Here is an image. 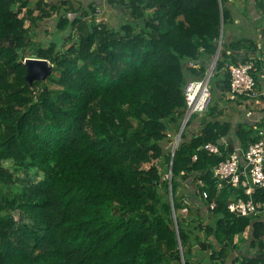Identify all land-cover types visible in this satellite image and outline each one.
Returning a JSON list of instances; mask_svg holds the SVG:
<instances>
[{
  "label": "trees",
  "instance_id": "1",
  "mask_svg": "<svg viewBox=\"0 0 264 264\" xmlns=\"http://www.w3.org/2000/svg\"><path fill=\"white\" fill-rule=\"evenodd\" d=\"M229 1L106 0L123 17L110 27L70 0H0V264H264V216L230 213L248 196L213 176L236 148L229 136L245 149L261 127L222 120L229 66L256 51L225 41ZM52 17L54 37L36 41ZM219 46L223 105L192 116L174 149L184 84ZM27 58L50 74L30 82ZM252 200L264 204V188Z\"/></svg>",
  "mask_w": 264,
  "mask_h": 264
},
{
  "label": "built area",
  "instance_id": "2",
  "mask_svg": "<svg viewBox=\"0 0 264 264\" xmlns=\"http://www.w3.org/2000/svg\"><path fill=\"white\" fill-rule=\"evenodd\" d=\"M255 61L254 58L248 57L243 63L229 66L230 85L226 99L234 105L253 108L264 99V84L259 87L260 83L257 84L256 81L258 70ZM209 72L208 70L202 79H189L184 84L186 109L182 123L185 125L192 116L205 113L211 104ZM260 96L262 100L258 99ZM257 136L259 137L257 141L249 144L245 149L236 147L225 160L213 168V176L216 179L226 180L234 188H242L244 194L248 196L247 200L239 198L228 204V211L237 217L264 216V204L252 200L254 190L264 188V130L259 129ZM203 149L211 154L219 153L218 147L213 143L204 145ZM192 159L195 160L196 156L194 155ZM203 198H207L206 193H203ZM214 207L215 204L211 203L210 209Z\"/></svg>",
  "mask_w": 264,
  "mask_h": 264
},
{
  "label": "crops",
  "instance_id": "3",
  "mask_svg": "<svg viewBox=\"0 0 264 264\" xmlns=\"http://www.w3.org/2000/svg\"><path fill=\"white\" fill-rule=\"evenodd\" d=\"M38 1V0H37ZM60 0H43L45 3H54ZM75 8L80 9L78 12L82 11L92 12L93 9L96 11L107 10L109 13L114 12L115 19L112 17V21L108 23L110 27H116L120 22L122 17V11L118 8H113L108 5L105 1L101 0H70ZM229 10L231 15V22L225 28V41L235 42V41H248L256 47V51H245L240 50L237 53L238 58L240 56L252 57L255 60L264 61V0H234L229 1ZM48 22V21H47ZM45 22L40 23L43 25ZM51 23L54 27L55 19H50L49 24ZM259 76V85L264 84V75L263 71L258 72ZM221 91L223 89V80H217L214 84V90ZM227 95V93H226ZM224 100L227 102L226 97ZM224 102V101H223ZM220 105H223L220 102ZM229 103L225 105L228 107ZM234 105V104H232ZM236 106V105H234ZM230 108V122L232 123V128L238 124H247L254 126L256 124H261L259 129H264V99L256 104L253 108L247 106H238V109ZM192 128L196 131L197 125L194 121ZM263 124V125H262ZM189 134L191 131L189 130ZM229 141L233 142L236 147H240L239 140H237L233 134L229 136ZM227 143V142H225Z\"/></svg>",
  "mask_w": 264,
  "mask_h": 264
},
{
  "label": "rangeland",
  "instance_id": "4",
  "mask_svg": "<svg viewBox=\"0 0 264 264\" xmlns=\"http://www.w3.org/2000/svg\"><path fill=\"white\" fill-rule=\"evenodd\" d=\"M29 1V4H30V7L31 8H33L34 7V5H35V3L37 2V0H28ZM114 14V12L113 13H109L107 10H101L100 12L99 11H96L95 12V14H94V16L92 17V18H94V20H95V18H96V23H100V22H105L107 25H108V23L109 22H111L112 21V17H113V19H115V16L113 15ZM92 15V14H91ZM51 19H54V17H52ZM29 26V22L28 21H26L25 22V27H28ZM33 31H34V33L32 34V36H35V40L36 41H41V42H43V43H45V42H47L48 40H50V39H52L53 37H54V34H55V29L52 27V25H51V23L49 24V21L47 22L46 21V23H44L43 25H41V24H39V26L38 27H34L33 29H32ZM63 35H58L57 36V40L59 41V42H61L62 41V39H63ZM77 41V39H75V41L74 42H76ZM69 44L70 43H68V45H67V47L69 46ZM44 45V44H43ZM67 47H65V49L67 48ZM212 62H213V60L211 61V63H210V65H209V69H210V66H211V64H212ZM50 67V66H49ZM208 69V70H209ZM213 71H214V68H213V70H212V72H211V77H212V74H213ZM210 77V78H211ZM35 79V77H33V80ZM215 79V80H214ZM214 79H213V77L209 80V87H210V89H211V96H212V102L213 103H220L221 101L219 100V98H218V93L215 95V93H213V90H214V84H215V81H217V79H221L220 78V76H214ZM217 89L215 88V90L214 91H216ZM256 102H258V101H256ZM232 104H234V103H229V105L232 107V108H235V109H238L237 107H238V105H236V106H234V105H232ZM227 105V104H226ZM229 105H228V107H224L225 108V111H224V116L222 117V120H227V121H230V108H229ZM222 106V105H221ZM231 115H232V113H231ZM182 122H183V119H182V121L180 122V127H181V125H182ZM180 127H179V129H180ZM178 132H179V130H178ZM178 132L177 133H175L174 134V138L176 139L177 138V135H178ZM11 162L10 161H5L4 162V165L5 166H7L14 174H15V176L16 177H18L20 180H24V179H28V178H30V174H28V173H24L22 170H14L13 169V167L11 166ZM166 177H168L169 178V175H168V173H166L165 172V175L163 176V178H166ZM264 213V212H263ZM205 222H206V220H205ZM244 238H241V239H239L238 241H237V243L238 244H243L244 243ZM248 251H249V249H248ZM252 250H250V252L249 253H251L252 254Z\"/></svg>",
  "mask_w": 264,
  "mask_h": 264
},
{
  "label": "water",
  "instance_id": "5",
  "mask_svg": "<svg viewBox=\"0 0 264 264\" xmlns=\"http://www.w3.org/2000/svg\"><path fill=\"white\" fill-rule=\"evenodd\" d=\"M219 51H220V46L218 47L216 54L214 56L213 62L210 66L209 69V74L211 75V72L215 66V63L217 61L218 55H219ZM25 65L27 67V78L30 82L38 79H44L46 78L49 74H50V67L48 65V62L42 59H36V58H27L25 59ZM209 75V76H210ZM33 77H35V79L33 80ZM185 128V123H182L177 138L175 139V143H174V149L176 147V144L178 142V139L183 131V129ZM170 198H171V192H170Z\"/></svg>",
  "mask_w": 264,
  "mask_h": 264
}]
</instances>
